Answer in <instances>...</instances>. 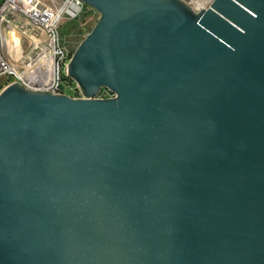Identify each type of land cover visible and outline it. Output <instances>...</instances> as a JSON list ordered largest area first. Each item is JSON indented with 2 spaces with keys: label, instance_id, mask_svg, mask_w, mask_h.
Here are the masks:
<instances>
[{
  "label": "water",
  "instance_id": "obj_1",
  "mask_svg": "<svg viewBox=\"0 0 264 264\" xmlns=\"http://www.w3.org/2000/svg\"><path fill=\"white\" fill-rule=\"evenodd\" d=\"M79 1L81 97L0 90V264H264V0Z\"/></svg>",
  "mask_w": 264,
  "mask_h": 264
},
{
  "label": "built area",
  "instance_id": "obj_2",
  "mask_svg": "<svg viewBox=\"0 0 264 264\" xmlns=\"http://www.w3.org/2000/svg\"><path fill=\"white\" fill-rule=\"evenodd\" d=\"M194 12L206 10L214 0H182ZM66 7L56 9L44 5L41 0H0V25L9 13L25 17L36 29L31 54H20L16 61L5 50L0 36V82L1 88L16 82L28 90L48 92L53 95L81 97L76 83L66 76L70 60L61 43L58 26L64 14L75 17L83 5L79 0H66ZM68 11V13H65ZM106 88L100 89L96 98H112Z\"/></svg>",
  "mask_w": 264,
  "mask_h": 264
},
{
  "label": "rangeland",
  "instance_id": "obj_3",
  "mask_svg": "<svg viewBox=\"0 0 264 264\" xmlns=\"http://www.w3.org/2000/svg\"><path fill=\"white\" fill-rule=\"evenodd\" d=\"M44 5L56 9L65 8L66 0H41ZM99 18V14L87 5H83L80 13L71 17L64 14L58 31L61 43L71 57L77 46L91 31ZM37 29L18 13H9L0 25V36L4 41L5 50L9 51L11 58L16 61L20 54L33 52V41ZM2 82H0V90Z\"/></svg>",
  "mask_w": 264,
  "mask_h": 264
},
{
  "label": "bare ground",
  "instance_id": "obj_4",
  "mask_svg": "<svg viewBox=\"0 0 264 264\" xmlns=\"http://www.w3.org/2000/svg\"><path fill=\"white\" fill-rule=\"evenodd\" d=\"M65 13H68V11H66ZM4 46H5V44H4Z\"/></svg>",
  "mask_w": 264,
  "mask_h": 264
}]
</instances>
